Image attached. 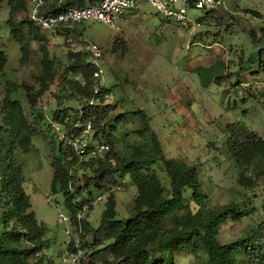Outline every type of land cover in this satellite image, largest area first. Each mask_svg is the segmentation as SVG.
<instances>
[{
    "label": "rangeland",
    "instance_id": "rangeland-1",
    "mask_svg": "<svg viewBox=\"0 0 264 264\" xmlns=\"http://www.w3.org/2000/svg\"><path fill=\"white\" fill-rule=\"evenodd\" d=\"M224 1L231 15L228 31L225 26L199 22L207 10L186 6L189 21L200 25L183 26L166 20L145 0L138 2L123 19L115 21L114 28L87 20L77 27L81 36L74 32L66 35L61 31H42L47 38L48 57L55 60L54 79L49 90L31 103L29 97L33 98L40 89L35 78L42 66L40 43L31 42L27 60L19 61V46L11 37L7 23L8 1L0 0V50L6 56L0 72V105L6 82L16 84L11 98L19 101L28 119L36 121L37 128H41L32 137L33 149L26 153L17 150L16 159L24 175L23 188L30 198V211L47 227L49 245L43 250L47 258L44 264H63L61 254L68 238L66 229L75 236L74 228L60 220L61 214L68 215L63 194L52 192L50 187L54 168L49 141H54L57 155L59 138L45 122L44 114L51 116L57 107L54 93L68 75L67 51L80 50L86 43H95L103 50L105 85L110 89L106 102L116 107V114L135 111L129 114L126 124L116 127V148L122 156L138 146L152 153L151 134L154 133L166 158L196 167L203 192L209 198L208 208L235 202L242 211L253 209L240 220L227 219L219 226L217 237L223 244L240 239L264 220V178L252 189L242 188L238 182L239 169L223 146L224 127L236 121L264 138V105L252 109L241 102L244 94L252 93L264 104V70L259 71L258 57L262 44L255 40L261 34L264 21L247 12L264 14V0ZM27 14L26 10L18 12L15 21L28 17ZM116 39L125 44L123 56L120 51L111 52ZM255 71H259L260 78H255L258 75ZM201 73L206 78L215 73L213 77L219 80L213 79L203 86ZM64 105L76 108L79 100H66ZM1 116L0 112V124ZM151 169L159 177L164 195L170 196V179L163 163L157 161ZM80 173L78 170L77 174ZM122 180L123 189L109 194H114L117 216L124 219L132 210L137 189L128 175ZM102 193L92 190V197ZM190 193L186 189L184 196L188 198ZM104 198L95 202L89 212L88 222L94 228L99 225L107 193ZM190 206L193 211L198 209L193 201ZM173 260L175 264H208L207 254L201 247L193 250L186 246L173 254ZM35 262L34 258L29 260V264Z\"/></svg>",
    "mask_w": 264,
    "mask_h": 264
},
{
    "label": "trees",
    "instance_id": "trees-1",
    "mask_svg": "<svg viewBox=\"0 0 264 264\" xmlns=\"http://www.w3.org/2000/svg\"><path fill=\"white\" fill-rule=\"evenodd\" d=\"M7 1L10 9L7 23L11 37L19 46V61L24 63L27 60L31 42L40 43L43 53L41 71L35 76L40 89L34 93L33 98L29 97L30 102L34 103L35 98L50 88L54 79L55 60L48 57L47 38L41 27L29 17L15 21L14 17L18 12L26 10L28 13V0ZM101 1L64 0L63 4L80 8L96 5ZM41 2L40 15H55L60 12L58 0ZM247 12H252L264 21V14L254 10ZM230 18V13L220 7L206 11L199 22L225 26L228 31ZM70 32L72 31L66 29L63 33L67 35ZM73 32L79 36L82 34L77 28ZM255 40L262 44L258 50L261 71L264 70V22L261 34ZM111 47L112 53L120 51L121 56L125 55V44L119 39L114 40ZM66 55L65 69L68 75L54 93L57 107L52 111V116L61 122H64L65 116H69V122H64L68 130L76 120L77 110L65 106L64 102L92 96L95 67L84 48L68 50ZM5 62L6 56L0 50V72ZM259 71L253 72L258 74L255 78H260ZM214 74L206 78L201 73V84L206 86L213 79L218 81L219 77L214 78ZM15 89L16 84L6 82L0 105V192H3V196L0 195V264H29L31 258L36 260V264H44L47 258L43 250L49 245V239L46 238L47 227L38 222L34 212L30 211V198L23 188L24 175L16 159L17 150L26 153L33 149L32 137L41 128H37L36 121L28 119L20 102L11 98V92ZM27 90H31V87H27ZM109 91V88L103 89L100 104L83 107V120L91 121L93 138L109 145L104 157L89 159L78 165V168L68 146L58 141L56 155L54 141H49L53 150L54 168L50 187L52 192L63 194L64 208L72 219L84 203L91 202L92 190L102 191L115 186L125 175H128L137 189L132 210L124 219L117 216L113 193L106 200L98 227L94 228L88 222L92 206L84 214L81 237L83 245L91 249L89 264H175L173 254L186 246H191L193 250L203 248L208 264H264V220L240 239L227 244L221 243L217 237L219 226L227 219L240 220L253 209L242 211L235 202L215 209L208 208L206 202L209 198L203 192L196 167L166 158L154 133L151 134L152 153L145 151L143 146L134 147L123 156L119 153L116 148V127L126 124L129 114L132 115L135 111L114 113L116 107L103 100V94ZM255 96L252 93L244 94L242 104H247L252 109L264 105ZM80 132V129L75 131L76 134ZM223 132V146L239 169V184L244 189L254 188L264 178V138L239 121L226 124ZM67 135L71 136L72 133L68 131ZM44 136L47 138L46 134ZM157 161L163 163L170 179V196L164 195L161 181L151 169V165ZM80 168L82 173L78 175ZM72 169H75L74 173L70 174ZM186 189L191 191L188 198L184 196ZM190 201L198 206L196 211L191 209Z\"/></svg>",
    "mask_w": 264,
    "mask_h": 264
},
{
    "label": "built area",
    "instance_id": "built-area-1",
    "mask_svg": "<svg viewBox=\"0 0 264 264\" xmlns=\"http://www.w3.org/2000/svg\"><path fill=\"white\" fill-rule=\"evenodd\" d=\"M28 17L29 19L41 27L44 31H61L64 32L69 29L73 32L78 25L87 20H96L98 22L115 27L114 22L123 19L126 14L135 8L138 2L142 0H102L99 4L88 5L85 7H67L64 6V0H58L57 6L60 10L55 15H40L39 6L41 0H28ZM149 2L158 13L162 14L163 17L174 23H180L183 26H188L189 23L195 26H199V22H191L187 17V8L194 7L202 10H212L217 8L226 9L224 0H145ZM84 50L89 54V61L95 67L94 87L93 94L91 97H82L79 100V105L75 108L77 110L76 120L72 123L70 129H66L64 122H69V116L64 117V122L58 119H54L53 116L44 114L45 122L53 128L57 133L59 141L69 147L72 151L73 156L76 159L75 166L78 167L81 163L89 159H99L104 157L105 153L109 150V145L101 143L93 138V128L91 121L83 120V107L92 106L101 103L100 94L103 89L108 88L105 85L104 70L102 67L103 50L95 43H86L83 47ZM110 93L103 94L104 103L109 98ZM46 107H44V112ZM64 129L62 133L61 130ZM80 129L81 132L76 134L75 131ZM72 133L71 136L67 135V132ZM79 168V167H78ZM75 169L70 170V174H73ZM82 173V169L80 168ZM80 173V174H81ZM124 180H120L119 184L107 187L102 191L100 195L94 197L91 202L84 203L82 209L72 219L71 214L67 211L68 215H60V220L69 224L70 227L74 228L75 236H71L70 230L66 229L68 238L66 246L61 254V262L63 264H89V255L91 249L83 245L82 233L83 225L82 219L84 214L90 209L95 202L103 201L104 194L109 192L120 191L123 189ZM71 188V186L69 185Z\"/></svg>",
    "mask_w": 264,
    "mask_h": 264
}]
</instances>
